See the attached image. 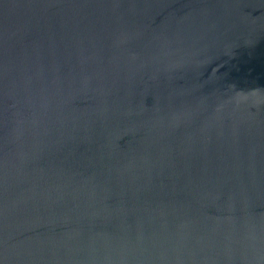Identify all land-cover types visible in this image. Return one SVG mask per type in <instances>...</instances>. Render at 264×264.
<instances>
[{
	"label": "water",
	"instance_id": "1",
	"mask_svg": "<svg viewBox=\"0 0 264 264\" xmlns=\"http://www.w3.org/2000/svg\"><path fill=\"white\" fill-rule=\"evenodd\" d=\"M0 264H264V0H0Z\"/></svg>",
	"mask_w": 264,
	"mask_h": 264
}]
</instances>
